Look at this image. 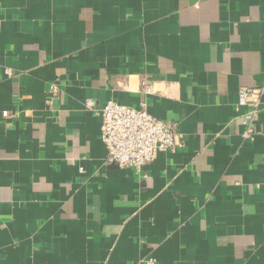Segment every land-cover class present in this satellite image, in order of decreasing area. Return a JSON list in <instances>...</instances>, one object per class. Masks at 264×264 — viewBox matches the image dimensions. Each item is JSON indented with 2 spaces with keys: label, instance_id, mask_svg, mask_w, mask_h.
Segmentation results:
<instances>
[{
  "label": "crops",
  "instance_id": "1",
  "mask_svg": "<svg viewBox=\"0 0 264 264\" xmlns=\"http://www.w3.org/2000/svg\"><path fill=\"white\" fill-rule=\"evenodd\" d=\"M263 86L264 0H0V264H264ZM111 99L182 147L109 162Z\"/></svg>",
  "mask_w": 264,
  "mask_h": 264
},
{
  "label": "built area",
  "instance_id": "2",
  "mask_svg": "<svg viewBox=\"0 0 264 264\" xmlns=\"http://www.w3.org/2000/svg\"><path fill=\"white\" fill-rule=\"evenodd\" d=\"M7 73L12 74V71L7 70ZM142 90L146 94H152L154 84L144 80ZM59 94L58 83L51 84L50 99H55ZM263 94L264 86L259 89L243 87L238 93V105L250 107L252 114L257 115ZM100 115V138L107 147L108 161L121 168H133L141 172L144 166L156 159L159 151H176L182 147L183 135L176 129V124L151 114L145 101L139 107H132L117 99H111L100 110ZM253 134L252 126L244 132L247 138ZM146 264H155V260L149 259Z\"/></svg>",
  "mask_w": 264,
  "mask_h": 264
}]
</instances>
